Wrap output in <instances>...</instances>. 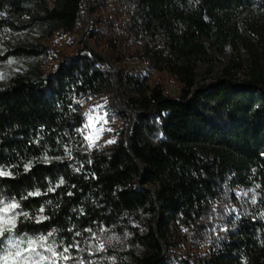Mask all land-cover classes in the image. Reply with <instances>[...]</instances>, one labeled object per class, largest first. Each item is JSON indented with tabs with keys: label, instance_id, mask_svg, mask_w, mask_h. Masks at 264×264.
<instances>
[{
	"label": "trees",
	"instance_id": "16d2710c",
	"mask_svg": "<svg viewBox=\"0 0 264 264\" xmlns=\"http://www.w3.org/2000/svg\"><path fill=\"white\" fill-rule=\"evenodd\" d=\"M83 1L0 0V34L79 33ZM103 1L80 53L54 70L38 65L44 47L0 54V63L35 64L0 85V167L12 172L0 177V199L33 218L25 236H113L118 264H264V218L247 203L229 212L247 174L264 185V37L249 79L236 77L231 59L222 77L197 81L210 49L224 53L238 38L231 22L264 32V17H251L264 0ZM136 62L177 78L179 97L129 73ZM108 92L123 103L126 126L113 145L90 148L81 102ZM41 215L48 219L36 223Z\"/></svg>",
	"mask_w": 264,
	"mask_h": 264
},
{
	"label": "rangeland",
	"instance_id": "374dc122",
	"mask_svg": "<svg viewBox=\"0 0 264 264\" xmlns=\"http://www.w3.org/2000/svg\"><path fill=\"white\" fill-rule=\"evenodd\" d=\"M103 0H84L83 10L80 17L81 30L79 33L66 34L59 32L51 38L42 36L40 32H30L22 35H14L8 32L0 34V54H5L8 50L14 49L19 44H24L30 48L44 47L45 54L42 56L39 66L43 67L47 72L54 70L61 61H64L82 50L80 41L87 39V35L92 28V9L104 8ZM253 19L263 22L264 11L251 16ZM252 21L248 22L249 24ZM234 24L238 27V38L234 43L229 42L224 53H219L214 49H210V60L202 62L197 69V81L200 85L207 84L211 81L222 77L225 70L229 66L231 59L239 63V68L235 69L238 79L247 80L250 78L252 60L258 57L257 42L264 37V32L259 35L250 33L247 26L242 23ZM35 65L31 60L13 59L8 62L0 63V85L9 81L13 74L27 70ZM119 73V68H114ZM127 71L131 74L148 75L150 82L153 84L157 81L164 86L165 93L171 97H179L180 82L177 78L167 72H152L150 65L146 62H136L127 66ZM82 113L85 117L83 133L90 148H105L113 145L121 135L122 130L126 126L124 120L119 116L120 112L126 111L123 103L120 102L118 94L108 92L101 95L90 96L82 100ZM91 116V119L89 117ZM111 141V142H110ZM248 183L234 187V191L238 196V200L242 203L232 205L229 212H235L239 215L244 212L243 205L252 209L260 217L264 218V185L262 180L254 172L247 174ZM3 200V199H0ZM4 201V200H3ZM4 203H8L4 201ZM245 203V204H244ZM2 207V205H0ZM246 207V208H247ZM17 211H20L19 209ZM33 221V218H25L20 216L17 220V227L12 233H6L8 239L16 241H26L28 238H37L41 235L25 236L23 229L26 223ZM8 239H4L5 250L0 257V264H4L3 257L8 254L11 244ZM115 241L113 236L102 237L92 235L75 240V243H66L65 241H55L51 237L48 238L47 245H53L56 251L62 252L65 247L69 248V252L65 253L71 259L64 260L59 256H52L51 252L46 248H37V251L48 256V260H40L39 257L29 256L27 264H118L113 252L109 250V246ZM116 242V241H115ZM103 244V250H99V245ZM21 248L27 247L26 243H22ZM205 251V250H203ZM15 249H13V253ZM8 264H25L23 258H17L15 261L9 260Z\"/></svg>",
	"mask_w": 264,
	"mask_h": 264
},
{
	"label": "snow or ice",
	"instance_id": "6c2138e0",
	"mask_svg": "<svg viewBox=\"0 0 264 264\" xmlns=\"http://www.w3.org/2000/svg\"><path fill=\"white\" fill-rule=\"evenodd\" d=\"M0 15H3V13H0ZM0 78H3L0 76ZM91 119V116L89 117ZM86 139H90L89 137H86ZM111 142V141H110ZM44 161L47 163L49 162L48 157L45 156ZM31 167V164L25 165V170H29ZM12 176V172L10 170H6L3 167H0V177H10ZM60 184H63V179L60 180ZM59 185H57L58 187ZM55 189L52 187L48 188V192H52ZM41 192L39 190H36L34 192H29L27 196L22 197V199H27L29 196H40ZM50 203V201H49ZM0 244L3 243L4 239H8L6 236V233H12L16 227H17V220L20 216H23L25 218H29V214L24 211H17L18 209H21V205L19 202L12 200L8 203H4L3 200H0ZM41 213L44 211L43 208L39 210ZM48 219L47 217L41 215L37 220L36 223H40L44 220ZM52 235L51 232H49L47 235H41L35 239L28 238L26 241H16L13 242V240L8 239V243L11 244V248L8 251V254L3 257L4 264H8L9 260L15 261L17 258H23V261L25 264H27V261L29 259V256H36L39 257L40 260H48L49 257L43 255L41 252L37 251V248H46V251L51 252L52 256H59L60 258L64 260L71 259L70 256L65 255V253L69 252V248L65 247L62 252H57L56 248L53 245H47L48 238ZM79 235V233H77ZM26 243L27 247L21 248V244ZM103 244L99 245V250H103ZM13 249H15V252L13 253ZM25 253H28L29 256H25ZM39 264V262H37ZM82 264V262H81Z\"/></svg>",
	"mask_w": 264,
	"mask_h": 264
},
{
	"label": "water",
	"instance_id": "95a60500",
	"mask_svg": "<svg viewBox=\"0 0 264 264\" xmlns=\"http://www.w3.org/2000/svg\"><path fill=\"white\" fill-rule=\"evenodd\" d=\"M116 71V70H115ZM117 72V71H116ZM118 73V72H117Z\"/></svg>",
	"mask_w": 264,
	"mask_h": 264
}]
</instances>
